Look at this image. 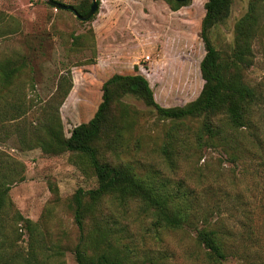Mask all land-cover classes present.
Segmentation results:
<instances>
[{"label":"rangeland","instance_id":"374dc122","mask_svg":"<svg viewBox=\"0 0 264 264\" xmlns=\"http://www.w3.org/2000/svg\"><path fill=\"white\" fill-rule=\"evenodd\" d=\"M75 4L79 0H57ZM207 0H190L175 8L167 0H99V9L89 20L74 12L56 9L46 0H0V63L8 57L27 56V65L13 83L0 82V150L24 162L25 179L12 185L10 196L16 207L50 233L68 244L61 257L64 264H79L73 246L79 237L70 199L80 187L97 186L94 171L73 152L45 154L41 148L22 149L19 130L35 126L47 116L41 107L57 109L62 76L67 84L71 71L73 87L59 113L65 135L93 117L102 102L103 83L112 75L144 74L156 100L163 106H178L200 94L204 79L200 62L206 50L199 36ZM251 0H232L226 19L210 30L221 53L231 52L235 24L249 9ZM261 31L253 43V62L246 80L260 94L252 129L238 134L234 145L189 149L187 159L170 168L160 146L167 123L143 100L128 94L114 106L131 108L135 121L119 153L139 174L163 172L172 180L186 179L196 189L208 218L219 216L233 231H248L260 253L264 251V2L259 7ZM20 97L25 113L16 116ZM39 99L43 100L42 105ZM36 104V105H35ZM190 128L199 119L188 121ZM140 138V141H138ZM122 216L124 236H132L141 252L164 249L175 256L170 264L201 263V247L195 231L185 227L169 230L165 243L142 238L147 233L144 214L130 207ZM11 217L7 219L11 223ZM89 222V221H88ZM90 224H88L89 226ZM199 225H202L200 223ZM27 235L22 242L26 244ZM155 251L152 253L154 254ZM200 256V257H199ZM234 260L229 264H233ZM202 264V263H201Z\"/></svg>","mask_w":264,"mask_h":264},{"label":"trees","instance_id":"16d2710c","mask_svg":"<svg viewBox=\"0 0 264 264\" xmlns=\"http://www.w3.org/2000/svg\"><path fill=\"white\" fill-rule=\"evenodd\" d=\"M167 1L178 8L190 0ZM231 2L207 0L205 3L199 33L206 50L200 62L204 85L194 100L185 105L163 106L156 100L144 74L116 73L103 83L102 102L93 117L76 125L66 136L59 105L73 87L72 74L68 71L67 84L62 76L58 85L61 99L57 109L52 112L40 106L41 113L44 111L47 116L35 126L19 130L22 149L41 148L51 155L73 152L94 171L97 186L80 187L70 199L79 228L73 246L79 264H170L175 255L168 248L154 250V254L150 249L141 252L132 236H124L125 229H120L122 215L118 212L129 211L130 207L144 214L147 221L144 240L165 243L164 235L169 230L189 227L195 231L201 247L197 256L202 254V264H229L233 260V264H264V251L260 253L255 247L253 235L248 231H233L221 216L215 220L208 218L199 193L186 179L172 180L159 171L139 174L119 153L135 121L128 104H123L119 114H115L114 106L128 94L143 100L159 120L167 123L160 152L167 166L173 169L179 166V161L188 158V148L234 145L238 134L250 129L254 133V111L260 94L246 80L245 71L253 62V43L261 31L259 7L264 0L250 1L248 11L235 24L231 52L224 56L212 41L210 30L228 17ZM91 4L92 0H79L72 5L84 15ZM26 57H8L0 63V82L4 88L26 67ZM42 103L39 99V104ZM13 104L16 105L14 118H20L25 109L19 96ZM196 119L199 126L192 129L186 124ZM25 171L24 162L0 150V264H64L61 257L68 244L63 239H53L39 222L25 216L10 196L12 185L25 179ZM23 235H27L25 245L21 243Z\"/></svg>","mask_w":264,"mask_h":264},{"label":"water","instance_id":"95a60500","mask_svg":"<svg viewBox=\"0 0 264 264\" xmlns=\"http://www.w3.org/2000/svg\"><path fill=\"white\" fill-rule=\"evenodd\" d=\"M48 4H50L51 6L55 7L56 9H66V10H71L72 12H74V14L81 20L86 21L89 20L93 17V15L98 11L99 9V3L97 2V0H92V4L90 7V10L82 15L79 14L75 7L72 4H65L63 2L57 1V0H46ZM179 2H184L187 0H177Z\"/></svg>","mask_w":264,"mask_h":264}]
</instances>
